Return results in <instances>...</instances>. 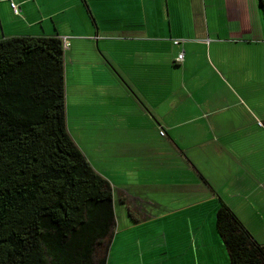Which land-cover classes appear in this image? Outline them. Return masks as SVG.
I'll return each instance as SVG.
<instances>
[{"label":"crops","instance_id":"1","mask_svg":"<svg viewBox=\"0 0 264 264\" xmlns=\"http://www.w3.org/2000/svg\"><path fill=\"white\" fill-rule=\"evenodd\" d=\"M13 36L63 41L67 129L112 190L106 264H229L220 203L264 244L258 0H0Z\"/></svg>","mask_w":264,"mask_h":264},{"label":"trees","instance_id":"2","mask_svg":"<svg viewBox=\"0 0 264 264\" xmlns=\"http://www.w3.org/2000/svg\"><path fill=\"white\" fill-rule=\"evenodd\" d=\"M215 218L229 264H264L227 205ZM114 227L111 186L67 129L63 41L1 39L0 264H106Z\"/></svg>","mask_w":264,"mask_h":264},{"label":"built area","instance_id":"3","mask_svg":"<svg viewBox=\"0 0 264 264\" xmlns=\"http://www.w3.org/2000/svg\"><path fill=\"white\" fill-rule=\"evenodd\" d=\"M9 5H10V8L12 9V11L14 12V14H18V12H19L18 6L12 1H9ZM175 43H177V41H175ZM182 61H183V54L179 53L177 58H176V62L181 63ZM260 124L262 125V123H260Z\"/></svg>","mask_w":264,"mask_h":264},{"label":"rangeland","instance_id":"4","mask_svg":"<svg viewBox=\"0 0 264 264\" xmlns=\"http://www.w3.org/2000/svg\"><path fill=\"white\" fill-rule=\"evenodd\" d=\"M134 235H135L136 237H138V236L141 235V233H140V232H136Z\"/></svg>","mask_w":264,"mask_h":264}]
</instances>
